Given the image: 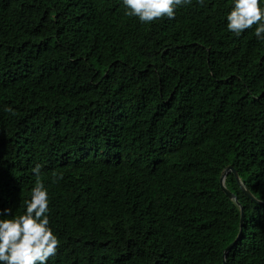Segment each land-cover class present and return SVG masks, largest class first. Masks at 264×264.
Here are the masks:
<instances>
[{
    "label": "trees",
    "instance_id": "1",
    "mask_svg": "<svg viewBox=\"0 0 264 264\" xmlns=\"http://www.w3.org/2000/svg\"><path fill=\"white\" fill-rule=\"evenodd\" d=\"M231 0H0V208L49 190L48 264H264V41ZM255 25H253V29ZM39 164V175L33 168Z\"/></svg>",
    "mask_w": 264,
    "mask_h": 264
},
{
    "label": "clouds",
    "instance_id": "2",
    "mask_svg": "<svg viewBox=\"0 0 264 264\" xmlns=\"http://www.w3.org/2000/svg\"><path fill=\"white\" fill-rule=\"evenodd\" d=\"M202 3L203 0H200ZM191 0H122L124 13L141 24L161 18L173 19L176 9ZM226 30L235 36L252 29L264 41V0H231L225 13ZM253 25L255 28L253 29ZM37 164L33 173L39 175ZM49 190L37 180L23 202V212L12 215V207L0 208V264H48L60 240L50 225Z\"/></svg>",
    "mask_w": 264,
    "mask_h": 264
},
{
    "label": "water",
    "instance_id": "3",
    "mask_svg": "<svg viewBox=\"0 0 264 264\" xmlns=\"http://www.w3.org/2000/svg\"><path fill=\"white\" fill-rule=\"evenodd\" d=\"M229 173H233L238 181V183L241 185L245 195L250 199L252 200L253 202H255L256 204H263L264 205V202L263 201H260L258 200L257 198H255L249 190H247L244 185L242 184L239 176H238V173L237 171L233 168V167H228L222 174V177L220 179V182H221V187H222V190L223 192L228 196V198L232 199V200H235V202L237 204H239V201L237 199V197L232 193L230 192L227 188H226V185H225V181H226V177ZM241 208V220H240V230H239V234L236 238V240L227 247V249L225 250V253H224V264H227L226 263V258H227V255L229 254V252H231V250L235 247V245L238 243V241L240 240L241 238V235H242V231H243V226H244V217H245V213H244V210L242 207Z\"/></svg>",
    "mask_w": 264,
    "mask_h": 264
}]
</instances>
